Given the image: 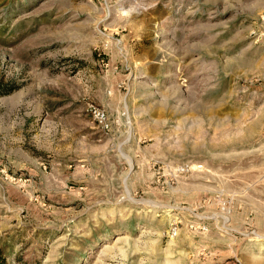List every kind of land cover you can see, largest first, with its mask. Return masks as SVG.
Masks as SVG:
<instances>
[{"label": "rangeland", "instance_id": "rangeland-1", "mask_svg": "<svg viewBox=\"0 0 264 264\" xmlns=\"http://www.w3.org/2000/svg\"><path fill=\"white\" fill-rule=\"evenodd\" d=\"M0 257L264 264V0H0Z\"/></svg>", "mask_w": 264, "mask_h": 264}, {"label": "built area", "instance_id": "built-area-1", "mask_svg": "<svg viewBox=\"0 0 264 264\" xmlns=\"http://www.w3.org/2000/svg\"><path fill=\"white\" fill-rule=\"evenodd\" d=\"M93 114H94V116H95L97 119H99L100 121H101V120H104V113L101 112L99 109L94 108V109H93Z\"/></svg>", "mask_w": 264, "mask_h": 264}, {"label": "trees", "instance_id": "trees-1", "mask_svg": "<svg viewBox=\"0 0 264 264\" xmlns=\"http://www.w3.org/2000/svg\"><path fill=\"white\" fill-rule=\"evenodd\" d=\"M0 264H4V261L2 260L1 257H0Z\"/></svg>", "mask_w": 264, "mask_h": 264}]
</instances>
